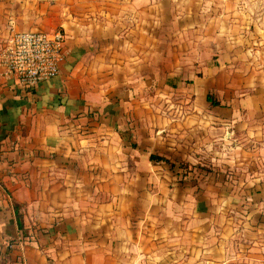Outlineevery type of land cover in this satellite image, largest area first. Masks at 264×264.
<instances>
[{
	"label": "crops",
	"instance_id": "0c3cea01",
	"mask_svg": "<svg viewBox=\"0 0 264 264\" xmlns=\"http://www.w3.org/2000/svg\"><path fill=\"white\" fill-rule=\"evenodd\" d=\"M11 24L67 58L0 73V264H264V0H0Z\"/></svg>",
	"mask_w": 264,
	"mask_h": 264
},
{
	"label": "built area",
	"instance_id": "2783aa9c",
	"mask_svg": "<svg viewBox=\"0 0 264 264\" xmlns=\"http://www.w3.org/2000/svg\"><path fill=\"white\" fill-rule=\"evenodd\" d=\"M66 45L67 34L63 28L51 32L18 31L11 24L9 34L0 45V73L29 88L58 77L67 58Z\"/></svg>",
	"mask_w": 264,
	"mask_h": 264
},
{
	"label": "rangeland",
	"instance_id": "374dc122",
	"mask_svg": "<svg viewBox=\"0 0 264 264\" xmlns=\"http://www.w3.org/2000/svg\"><path fill=\"white\" fill-rule=\"evenodd\" d=\"M73 4V2H59L58 3V11H66V8L65 6L67 5H71ZM57 28H60L59 25ZM160 77V75H158ZM192 81H190L189 79H186L185 82L182 84L183 86L179 87V88H184V90L187 92L188 88L192 87ZM220 85V84H219ZM159 83H157L156 87L155 88H160L159 87ZM172 86H170L171 88ZM174 88V87H173ZM178 87H176L175 85V88L174 89H177ZM213 95L218 98L217 94L215 92H213ZM186 104L189 103L190 101V98L187 97L186 99ZM189 100V101H188ZM180 102H182L180 99L178 101V98L174 95L172 97H169L168 98V104H180ZM218 121L217 123H219V118H222V115H219L218 114ZM217 127H220L219 125H217ZM223 131H219V128H218V134H222ZM240 150V148L238 149ZM177 163H175L176 165ZM181 165L182 164H185L187 165L188 168H190V164L189 163H180ZM193 167H197L196 171L193 172L194 175L192 176L193 177V180H200L199 183L200 185H208V181H210L211 179H214V172H215V168L217 170V172L221 173L222 175L221 176H217V178L222 181L224 180V182L228 179V181H231V180H235L236 177H239L240 175L238 174V170L236 168L240 167V166H237V165H234V166H229L226 167L225 166V162L221 161L219 162L217 165H214V162L213 161H201L197 164H193ZM234 168L236 170H234Z\"/></svg>",
	"mask_w": 264,
	"mask_h": 264
},
{
	"label": "trees",
	"instance_id": "16d2710c",
	"mask_svg": "<svg viewBox=\"0 0 264 264\" xmlns=\"http://www.w3.org/2000/svg\"><path fill=\"white\" fill-rule=\"evenodd\" d=\"M208 100L211 102V105H213V106H218V105L221 104V103H220L218 100H216V99L213 97V95H211V94L208 95ZM151 158H152V159H156V160H167V159H165L164 157H160V156H156V155H152ZM182 165H184V164H182ZM185 166H187V165H185ZM15 205L17 206V203H16ZM21 223H22V222H21V219H20V225L22 226Z\"/></svg>",
	"mask_w": 264,
	"mask_h": 264
}]
</instances>
